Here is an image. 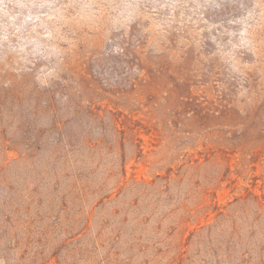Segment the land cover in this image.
<instances>
[{"label": "rangeland", "instance_id": "rangeland-1", "mask_svg": "<svg viewBox=\"0 0 264 264\" xmlns=\"http://www.w3.org/2000/svg\"><path fill=\"white\" fill-rule=\"evenodd\" d=\"M135 50L152 69L147 83L111 95L136 75V60L123 57ZM160 68L213 107L232 106L228 118L186 128L216 137L232 115L247 124L248 109L262 121L264 0H0V264H264V143L169 138L157 119L174 94ZM109 111L122 127L136 124L145 155L124 175L110 174L111 156L68 150L110 130L92 115L110 120ZM185 152L199 158L197 173L169 193L149 187ZM85 180L104 190L82 191Z\"/></svg>", "mask_w": 264, "mask_h": 264}, {"label": "trees", "instance_id": "trees-1", "mask_svg": "<svg viewBox=\"0 0 264 264\" xmlns=\"http://www.w3.org/2000/svg\"><path fill=\"white\" fill-rule=\"evenodd\" d=\"M139 52L135 51H125L123 53V57L132 58L134 59L133 62L135 65V70L137 71L136 75H129L128 77L124 78L121 87H118L114 90V92L110 93L111 95L114 94H131L136 93L139 88L141 87L142 83H147L145 79V75H150L152 69H148L146 66L141 65V58L138 56ZM143 70L146 71L143 74ZM160 73L164 75H168L169 78L172 80V84L166 83L167 93L174 94L173 101L174 104L172 109L165 113L164 116H161L160 119H157V123H162V130L167 134V136L171 139L179 140L183 142V146H194L197 143H201L203 146H207L210 143L214 142H222L219 141L217 138L220 136L223 140H230L231 137H236L238 142L242 145L246 144H254L257 145L259 143H264V118L262 121L257 119L255 112L252 110H247L246 118L249 119L247 124H243L241 126H236L237 124L233 122V115L230 120L226 123L220 125L218 129L219 135L215 137V129H200L195 131L193 129H188L186 126L188 123H193L194 121H203V120H211L212 118L220 119L222 117L228 118V114L230 113L232 106L229 104H222L218 103L216 107H213L211 102L208 101L206 98H201V96H197L194 94V85L190 83L187 77H178L174 71L171 69H158ZM61 85L59 87L58 93L62 95H66L68 97V91H66L64 86L61 83H56ZM170 86V87H169ZM65 90V91H64ZM148 102L151 101L150 94L147 95ZM165 100H170L171 98L168 96H164ZM138 100L137 98L135 99ZM221 108V109H220ZM234 111V110H233ZM234 113V112H233ZM108 114L110 115V120H107L106 116H100L98 113H92L93 117H95L100 123L104 122V120L108 121L110 125V130L105 128L101 129L98 137H90V136H82L80 143L69 142L68 143V150L72 153L75 149H80L83 147L90 151L93 155L104 153L105 158L107 156H111V163L112 167L116 168L112 170L110 174L115 175L117 173L125 174V167L128 161L132 158L135 159H143L145 157L143 153V148L141 144V140L137 135L134 133L136 124L128 119V123L122 127L119 125V116L114 111H109ZM258 122V123H257ZM68 122H58L56 129L60 130L62 126H64ZM260 127H257V125ZM107 132L110 135V138H107ZM60 134V132H59ZM196 142V143H195ZM127 150H130L129 153ZM207 151H214V148H209ZM202 152H198L201 154ZM176 157V161L171 163L165 170L164 173H157L155 174L156 180L149 185H156L160 186V190L162 192L169 193L172 187L179 186L181 181L192 177L195 173H197L199 167L201 166L200 160L196 157L193 153L188 154L179 153ZM182 156V157H179ZM205 161H208L207 154L204 155ZM102 159L97 161L96 165L99 166L104 165L106 162H103ZM113 168V169H114ZM161 171L163 168L161 165L158 167ZM79 180L82 182L81 173L77 175ZM76 184L72 183L71 189L75 191ZM83 189L82 191L87 192H96L102 193L104 190L102 184L94 185L91 188L88 185V182L85 180L84 184L81 186ZM221 217H227L228 214L219 212ZM260 221L256 223L251 222L249 227L247 228L246 233H248L247 238L248 240H253L254 237L257 235L256 225H258ZM209 227V231H210ZM231 236L239 238L240 237V228L236 226L235 223L232 225ZM246 251V250H245ZM247 252V251H246Z\"/></svg>", "mask_w": 264, "mask_h": 264}]
</instances>
